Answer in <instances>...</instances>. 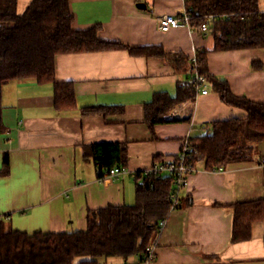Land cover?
<instances>
[{"label": "crops", "instance_id": "1", "mask_svg": "<svg viewBox=\"0 0 264 264\" xmlns=\"http://www.w3.org/2000/svg\"><path fill=\"white\" fill-rule=\"evenodd\" d=\"M31 2L17 0V13L23 14ZM185 5V0L70 2L74 30L99 27L103 42L162 47L188 59L205 51L211 76L227 81L234 95L264 103V49L216 51L212 25L209 32L160 30L157 19L180 13ZM184 67L178 71L158 58L133 56L123 49L60 54L55 79L73 85L77 109L71 111L56 109L52 84L34 79L6 84L0 99L5 128L0 134V220L26 234L86 231L89 211L135 203L131 173L175 157L185 139L204 135L214 122L247 117L209 85L206 95L177 107L168 123L150 130L146 105L156 93L174 97L179 84L193 77ZM100 107L123 111L81 113ZM101 143L126 145L129 174L114 182L100 180L85 147ZM258 151L264 161V144ZM258 162L234 163L223 172L206 171L200 163L182 192L183 206L167 217L158 236L154 264H264V221L253 225L251 240L232 243L230 206L264 199V167ZM131 262L139 264L140 256ZM98 264L124 263L110 259Z\"/></svg>", "mask_w": 264, "mask_h": 264}, {"label": "trees", "instance_id": "2", "mask_svg": "<svg viewBox=\"0 0 264 264\" xmlns=\"http://www.w3.org/2000/svg\"><path fill=\"white\" fill-rule=\"evenodd\" d=\"M72 0H32L23 14L17 13V0H0V99L3 87L12 82L34 79L39 84L54 85L55 107L60 111L77 109L73 85L55 79V58L60 54L103 50H128L133 56L155 57L186 72L205 75L208 84L230 106L247 112L244 119L212 123L204 135L188 138L186 163L204 170L241 162L263 160L258 145L264 144V103L233 94L227 81L208 72L206 52L197 53V65L182 55H173L162 47L134 48L99 39V27L86 31L73 29L75 16ZM192 24L214 26L215 50L264 49V11L261 0H186ZM198 86L193 77L179 84L174 97L156 93L145 107V122L154 131L168 123V115L177 107L195 101ZM122 108H86L81 113L108 114ZM174 122V121H173ZM0 121V134L4 131ZM99 178L114 167L126 168L127 147L122 143H101L85 147ZM179 155V154H178ZM178 155L173 158L179 159ZM5 157L4 172L8 169ZM159 160L157 163L162 162ZM136 201L132 205L108 206L88 212L86 231L26 234L8 228L0 220V264H98L120 259L124 264L141 256L159 236L158 225L166 219L173 202L175 179L172 176L137 172ZM183 206L182 192L179 204ZM234 211L232 243L251 240L255 223L264 221V199L237 203Z\"/></svg>", "mask_w": 264, "mask_h": 264}, {"label": "built area", "instance_id": "3", "mask_svg": "<svg viewBox=\"0 0 264 264\" xmlns=\"http://www.w3.org/2000/svg\"><path fill=\"white\" fill-rule=\"evenodd\" d=\"M186 2V0H185ZM159 23L160 30L163 32H168L171 29L178 28H187L191 31H196L199 29L202 32H209L210 28L208 24H203L201 26H195L192 24V15L187 11L186 5L182 12L178 14H166L160 16L157 19ZM192 62L197 65V57L196 55L192 58ZM193 80L198 86V94L206 95L208 93L209 84L207 82V78L203 74H199L196 70L193 74ZM197 94V95H198ZM208 132L210 129H206ZM188 138L185 139L181 152L179 153V159L169 158L165 159L160 163L155 164L153 167L145 171L146 175L152 174H160V175H168L172 176L175 179V191L171 195V200L173 205L170 210V214L176 210L181 192L188 186L189 176L194 172H197L198 169L193 166H189L186 163V153L188 152ZM264 167V161L262 163ZM225 168H215L211 170L212 172H223ZM129 174L126 168L122 167H114L109 170V172L105 173L103 177L100 178L102 181L114 182L117 181L122 175ZM134 177L136 173H131ZM169 214V215H170ZM167 219L160 221L158 225L159 235L163 231L166 226ZM156 251H157V242L146 247L144 253L140 256L139 264H154L156 261Z\"/></svg>", "mask_w": 264, "mask_h": 264}, {"label": "rangeland", "instance_id": "4", "mask_svg": "<svg viewBox=\"0 0 264 264\" xmlns=\"http://www.w3.org/2000/svg\"><path fill=\"white\" fill-rule=\"evenodd\" d=\"M261 8H264V0H261ZM133 264V263H131Z\"/></svg>", "mask_w": 264, "mask_h": 264}, {"label": "water", "instance_id": "5", "mask_svg": "<svg viewBox=\"0 0 264 264\" xmlns=\"http://www.w3.org/2000/svg\"><path fill=\"white\" fill-rule=\"evenodd\" d=\"M139 7H141V8H146L144 5H142V4H140V5H138Z\"/></svg>", "mask_w": 264, "mask_h": 264}]
</instances>
